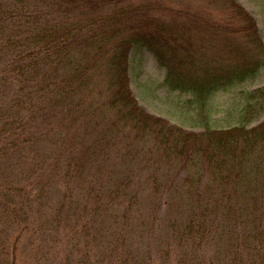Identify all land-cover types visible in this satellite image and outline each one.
<instances>
[{
	"label": "trees",
	"instance_id": "obj_1",
	"mask_svg": "<svg viewBox=\"0 0 264 264\" xmlns=\"http://www.w3.org/2000/svg\"><path fill=\"white\" fill-rule=\"evenodd\" d=\"M204 4L0 0V264H264V88L236 125L204 114L264 45L238 3ZM134 50L200 130L140 107Z\"/></svg>",
	"mask_w": 264,
	"mask_h": 264
},
{
	"label": "rangeland",
	"instance_id": "obj_2",
	"mask_svg": "<svg viewBox=\"0 0 264 264\" xmlns=\"http://www.w3.org/2000/svg\"><path fill=\"white\" fill-rule=\"evenodd\" d=\"M194 5H205L204 0H187ZM238 3L255 21L257 32L264 45V0H232ZM217 12V10H215ZM130 90L139 105L147 113L161 116L170 123L189 131L201 128L200 117L188 109V95L167 92L159 87L164 78V70L157 67L151 55L134 50L129 60ZM264 88V68L253 79L235 84L226 91L211 95L206 107L208 124L211 128H226L239 123V116L245 104V93ZM251 125L264 120V110L258 113Z\"/></svg>",
	"mask_w": 264,
	"mask_h": 264
}]
</instances>
